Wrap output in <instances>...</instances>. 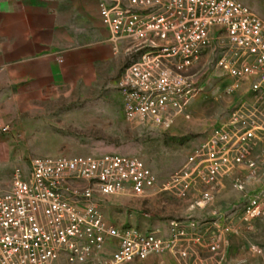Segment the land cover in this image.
Masks as SVG:
<instances>
[{
    "label": "built area",
    "instance_id": "obj_1",
    "mask_svg": "<svg viewBox=\"0 0 264 264\" xmlns=\"http://www.w3.org/2000/svg\"><path fill=\"white\" fill-rule=\"evenodd\" d=\"M98 6L114 51L131 59L120 80L129 122L169 130L203 92L195 69L216 42L217 76L230 82L225 91L246 89L255 111L264 113V20L241 0H98ZM259 129L250 115L218 123L191 144L182 167L163 183L142 159L111 153L39 158L29 169L16 168L0 195V264H133L165 251L187 259L177 244L201 242L197 220L172 221L167 239L158 230L116 226L103 202L169 192L189 210L204 211L227 176L239 192H251L264 173V150L254 153ZM241 168L246 173L237 175ZM261 215L264 184L238 218L249 222ZM221 240L214 234L212 252Z\"/></svg>",
    "mask_w": 264,
    "mask_h": 264
},
{
    "label": "rangeland",
    "instance_id": "obj_2",
    "mask_svg": "<svg viewBox=\"0 0 264 264\" xmlns=\"http://www.w3.org/2000/svg\"><path fill=\"white\" fill-rule=\"evenodd\" d=\"M264 20V0H241ZM220 45L214 43L195 70L201 72L204 85L202 93L189 103L184 116H180L167 131L142 128L125 118L123 97L120 90L121 75L131 59L120 56L114 75L97 84L59 86L41 97L30 100L19 115L0 125V195L6 193L16 168L29 169L39 158H74L107 153L138 157L159 177L161 183L177 172L193 142L202 138L213 126L230 119L234 114L250 115L256 125L254 153L264 150V113L255 111L254 102L246 89L225 91L230 82L223 81L216 73V60ZM110 74V73H109ZM251 112L254 115H251ZM188 116V117H186ZM8 126V129H5ZM224 187L213 199L210 210L201 212L188 209L189 203L173 193L164 192L146 199L113 196L103 202L105 216L116 226L137 227L143 231L161 230L170 234L174 220H211L214 208L227 216H237L232 234L233 241L220 244V256L208 249L198 251L201 264H264V215L249 222L238 217L250 195L264 184V173L254 182L251 192H239L233 178L225 177ZM225 255L223 257V250ZM192 252L193 251H190ZM217 253V252H215ZM169 262L179 264L168 252ZM193 260H196L193 254ZM195 263V262H193ZM133 264H151L149 260Z\"/></svg>",
    "mask_w": 264,
    "mask_h": 264
},
{
    "label": "crops",
    "instance_id": "obj_3",
    "mask_svg": "<svg viewBox=\"0 0 264 264\" xmlns=\"http://www.w3.org/2000/svg\"><path fill=\"white\" fill-rule=\"evenodd\" d=\"M121 55L125 56L115 52L109 41L98 0H0V125L19 115L30 100L59 86L92 85L108 79L117 71L113 66H117ZM246 171L241 168L237 175ZM223 179L218 196L224 187ZM10 184L8 181L9 188ZM214 210L211 220L195 219L200 223L197 235L201 242L177 244V250L188 251L187 259H181L176 252H165L179 264H201L197 262L198 251H209L214 234H219L222 240L213 256L217 260L220 244L225 249L224 244L234 239L232 229L237 217L232 216L236 218L230 221L232 218L226 215L228 219L217 221L216 216L225 213ZM164 237L168 239L170 234ZM193 254L196 260L192 262ZM170 258L154 254L147 260L157 264L169 262Z\"/></svg>",
    "mask_w": 264,
    "mask_h": 264
}]
</instances>
